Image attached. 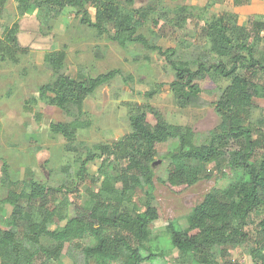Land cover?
Returning a JSON list of instances; mask_svg holds the SVG:
<instances>
[{
	"label": "trees",
	"instance_id": "trees-1",
	"mask_svg": "<svg viewBox=\"0 0 264 264\" xmlns=\"http://www.w3.org/2000/svg\"><path fill=\"white\" fill-rule=\"evenodd\" d=\"M4 1L0 0V4ZM17 1L19 5L34 3L56 12L74 9L80 23L97 35H105L122 48L139 44L156 52L172 71L169 86L182 105L198 99L201 82L206 78L228 84L217 86L214 103L221 121L203 139L197 138L189 125L169 123L150 104L129 103L130 132L110 144L100 143L92 150L82 151L75 142L77 131L90 124L83 111L85 98L117 75L124 82L131 80L132 75L111 69L76 78L60 72L64 67V51L50 53L47 65L56 75L41 84L31 100L56 106L70 117L66 121H51L49 129L61 135L67 150L73 152L74 179L85 180L90 176V181L99 188L91 192L89 205L77 203L74 190L66 185L52 186L30 177L22 181L21 191L9 190L6 198L0 200V207L5 203L12 207L8 217L0 215V264H51L63 255L66 244L65 254L71 264H152L157 254L144 255L142 248L150 239L149 226L162 215L152 202L153 164L157 161L156 145L169 139L176 142L164 155L166 176L160 181L172 192L181 193L207 177L209 165L226 163L235 173L234 181L223 189H211L191 208L186 226L173 221L166 224L170 247L182 253L192 252L199 256L200 264H213L212 250L244 242L246 225L258 226V233L264 237V131L250 127L244 117L253 98H264V89L256 80L257 73L263 72L264 76V52L258 54L256 49L264 40V19H256L250 29L233 23L235 14L231 12H223L216 21L206 22V39L218 59L202 60L192 67L188 61L173 59L174 48L150 44L140 32L146 22L157 25L169 13L166 8L156 15L147 6L136 16L124 10L120 0ZM89 7L94 8L93 15ZM190 10V6H179L172 10L170 20L183 24L191 15ZM7 39H12L13 45L18 43L11 32ZM243 50H247L248 57L243 56ZM154 92L155 89L145 95L152 97ZM95 161L99 165L94 175H90L88 165ZM0 182L4 186L15 184L6 162L1 166ZM138 187L148 188L142 205L122 206L119 201L132 202ZM103 194L121 199L108 200ZM70 207L73 215L69 213ZM34 210L39 213L38 219L32 216ZM44 238L51 244L46 245Z\"/></svg>",
	"mask_w": 264,
	"mask_h": 264
},
{
	"label": "rangeland",
	"instance_id": "rangeland-1",
	"mask_svg": "<svg viewBox=\"0 0 264 264\" xmlns=\"http://www.w3.org/2000/svg\"><path fill=\"white\" fill-rule=\"evenodd\" d=\"M120 1L124 10L136 16L147 6L152 7L150 13L155 12L156 15L166 8L169 13L157 25L146 22L140 32L146 35L150 44L163 49L174 48L173 59L188 61L192 67L202 60L214 62L218 59L206 39V22L216 21L223 12H231L235 14L233 23L250 29L256 19H264L256 16L241 18L235 13L238 6L249 0ZM184 5L191 7V15L179 25L170 20L172 10ZM89 10L93 15L94 8L89 7ZM73 11L71 8L60 12L41 9L34 3L21 2L19 5L17 0H5L0 4V170L2 163L6 162L11 180L15 182L12 186H4L0 182V200L6 198L9 190L21 191L22 181L29 177L52 186L62 184L72 188L74 200L81 205H89L91 192L99 188L98 184L90 181V176L85 180L74 179L73 152L67 150L61 135L49 129L51 121H66L70 117L56 106L31 100L38 87L56 75L47 65L48 55L55 51L65 52L64 67L60 72L76 78L94 76L111 69L132 75L128 82L117 75L85 98L83 111L90 124L77 131L75 142L82 151L92 150L96 144H110L130 132L129 103L152 105L169 123L191 126L199 139H203L221 121L214 102L217 86H225L227 81L206 78L201 82L198 99L192 104L182 105L171 92L172 71L162 56L139 44L122 48L105 35H97L95 30L81 24L80 16H75ZM10 32L17 38L16 45L10 43L12 39H7ZM256 49L258 54L264 52V40ZM242 54L248 57L247 50ZM240 72L243 73L244 68ZM262 73H257L256 80L264 89ZM153 89V96L147 97L145 93ZM244 117L250 127L264 131V98H253ZM175 142L176 139H169L156 145L158 163L154 165L152 202L160 208L162 215L149 226L150 239L145 242L142 253L157 254L152 264H200L199 256L192 252L182 253L170 247L166 224L173 221L186 226V215L191 208L211 189H223L234 181L235 173L226 163L209 165L205 171L207 177L181 193L172 192L160 179L166 176L167 159L164 155L173 149ZM98 165L99 161L88 165L90 175H94ZM147 189L138 187L132 202L121 200L119 203L127 208L134 204L141 206ZM103 196L112 201L121 199L108 194ZM11 211L12 207L7 203L0 207L2 216L8 217ZM69 213L73 215V207ZM32 216L38 219V211L34 210ZM258 230L254 224L246 225L247 239L244 242L215 247L211 256L213 264H264V237ZM43 242L51 244L48 238ZM66 248L67 244L63 255L51 264L72 263L65 254Z\"/></svg>",
	"mask_w": 264,
	"mask_h": 264
},
{
	"label": "crops",
	"instance_id": "crops-1",
	"mask_svg": "<svg viewBox=\"0 0 264 264\" xmlns=\"http://www.w3.org/2000/svg\"><path fill=\"white\" fill-rule=\"evenodd\" d=\"M234 11L241 18L264 17V0H249L247 3L238 6Z\"/></svg>",
	"mask_w": 264,
	"mask_h": 264
},
{
	"label": "water",
	"instance_id": "water-1",
	"mask_svg": "<svg viewBox=\"0 0 264 264\" xmlns=\"http://www.w3.org/2000/svg\"><path fill=\"white\" fill-rule=\"evenodd\" d=\"M157 163H158V161H155L153 165H155V164H157Z\"/></svg>",
	"mask_w": 264,
	"mask_h": 264
}]
</instances>
